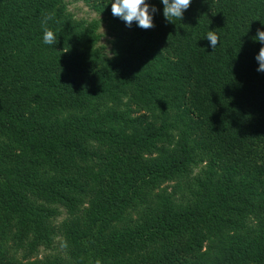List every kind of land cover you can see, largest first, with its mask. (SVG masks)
I'll list each match as a JSON object with an SVG mask.
<instances>
[{
  "label": "trees",
  "instance_id": "1",
  "mask_svg": "<svg viewBox=\"0 0 264 264\" xmlns=\"http://www.w3.org/2000/svg\"><path fill=\"white\" fill-rule=\"evenodd\" d=\"M80 1L0 0V264H264V0Z\"/></svg>",
  "mask_w": 264,
  "mask_h": 264
},
{
  "label": "clouds",
  "instance_id": "2",
  "mask_svg": "<svg viewBox=\"0 0 264 264\" xmlns=\"http://www.w3.org/2000/svg\"><path fill=\"white\" fill-rule=\"evenodd\" d=\"M161 3L163 4L164 18L168 22H172L173 19H183V14L191 6L192 0H161ZM157 11L158 9L146 2V0H114L111 3L112 15L124 21L129 28H131L133 22H136L138 27L144 30L154 28L153 19ZM51 19H53V15H48L42 21L43 43L54 46L58 43V36L47 27V22ZM206 39L210 41L213 49L217 47L219 36L215 31H208ZM255 39L264 44V31L257 29ZM255 59L259 64L257 71L264 73V47L260 48L259 54Z\"/></svg>",
  "mask_w": 264,
  "mask_h": 264
},
{
  "label": "rangeland",
  "instance_id": "3",
  "mask_svg": "<svg viewBox=\"0 0 264 264\" xmlns=\"http://www.w3.org/2000/svg\"><path fill=\"white\" fill-rule=\"evenodd\" d=\"M66 3L67 11L75 18V19H84V20H97L99 22L98 32L101 35L98 46H101L104 49V53L108 54L109 52V42L111 41V37L108 35V32L105 27V23L102 21V17L93 11L89 10L83 2L80 0H64ZM60 217L58 220L62 219ZM57 242L59 239L57 238ZM58 249L61 251V246H58ZM46 251L40 249L39 257L46 254Z\"/></svg>",
  "mask_w": 264,
  "mask_h": 264
}]
</instances>
